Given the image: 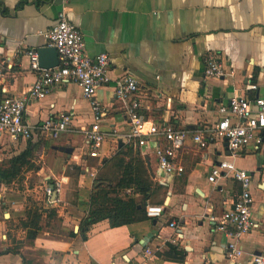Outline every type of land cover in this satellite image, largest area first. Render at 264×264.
<instances>
[{
  "label": "crops",
  "instance_id": "obj_1",
  "mask_svg": "<svg viewBox=\"0 0 264 264\" xmlns=\"http://www.w3.org/2000/svg\"><path fill=\"white\" fill-rule=\"evenodd\" d=\"M61 10L59 0H0V100L26 94L36 81L38 72L25 52L46 46L42 34L57 24ZM65 11L83 35L85 53L109 56L111 81L94 99L105 112L101 128L118 136L106 137L99 157L88 155L84 130L93 121L91 101L73 81L40 100L27 99L24 121L29 125L62 116L70 121L66 131L46 140L0 134L4 168L11 157L30 152L8 185L0 181V264H23V259L26 264H252V256L264 252V141L258 149L246 146L232 156L225 140H210L200 149L191 134L212 127L220 118L218 108L234 94L264 97V0H69ZM208 52L217 54L225 76L204 74ZM125 74L138 81L144 119L188 132L175 158L181 173L158 169L154 149L167 144L161 137L128 150L122 135L129 121L114 96V82ZM252 84L255 90L249 89ZM222 160L251 175L253 226L237 240L241 254L231 260V238L209 219L220 218L241 191L231 176L208 181ZM126 164L145 186L134 182L125 192L136 197L145 192V210L162 207L160 216L116 227L102 220L82 240L75 229L88 213L96 176L120 179ZM32 178L37 181L29 185ZM51 184L60 189L50 204L45 197ZM36 207L55 208L58 225L45 227L49 220L42 215V230L28 238L21 222L28 208ZM18 244L19 254L6 252ZM167 244L179 252L169 251ZM147 247L158 254L146 256Z\"/></svg>",
  "mask_w": 264,
  "mask_h": 264
},
{
  "label": "built area",
  "instance_id": "obj_2",
  "mask_svg": "<svg viewBox=\"0 0 264 264\" xmlns=\"http://www.w3.org/2000/svg\"><path fill=\"white\" fill-rule=\"evenodd\" d=\"M54 1V0H52ZM62 10L59 20L51 29L42 36L46 40V46L55 48L58 55V65L44 69L38 63V50L29 49L25 54L29 57L30 66L38 72L36 81L28 89L27 93L17 97H4L0 100V134L12 139H29L37 135L46 140L55 138L61 132L67 130L70 118L62 116L59 119H46L36 126L24 121L27 99L40 100L51 90L63 82L73 81L82 91L83 96L91 101L93 121L84 130L85 140L89 145L88 155L99 157V151L107 136L118 134L115 130L105 131L101 128V120L105 115L102 106L95 101L96 91L108 84L111 80L108 75L109 56L99 54L90 58L85 53V45L81 31L72 25L65 16V9L69 0H59ZM204 74L208 77L220 78L227 74L223 69L217 54L208 52L204 55ZM114 96L122 105L129 121V130L123 136L127 143L139 148L144 146L149 139L163 138L167 144H157L154 153L157 158L158 169L166 174H178L183 167L175 161L177 151L182 147L188 132L176 129L164 122L156 125L152 121L144 119L140 110L142 108L138 97V81L130 76L123 75L114 82ZM249 89H256L252 84ZM220 118L209 128H199L191 134L193 142L202 149L213 139H222L234 156L238 150L252 145L258 149L264 141V97L253 100L234 94L227 105L218 108ZM221 176H231L240 183L241 191L234 197L230 208L226 209L220 218L210 215V221L216 225V230L225 233L232 241L228 244V258L231 260L241 254L237 246V240L252 229V204L253 198L250 192L251 175L245 170L238 169L233 161L222 160L211 170L208 181L215 183ZM59 185L54 190L46 188L48 203H53L50 197L53 192L59 191ZM162 207H146V215L149 218L160 216ZM170 227L177 229L175 223ZM174 241V240H173ZM157 249L147 247L145 254L154 257ZM209 264V263H206ZM252 264H264V252L252 256Z\"/></svg>",
  "mask_w": 264,
  "mask_h": 264
},
{
  "label": "trees",
  "instance_id": "obj_3",
  "mask_svg": "<svg viewBox=\"0 0 264 264\" xmlns=\"http://www.w3.org/2000/svg\"><path fill=\"white\" fill-rule=\"evenodd\" d=\"M134 148L136 149L137 147L128 143V150L132 151ZM28 157H30V152L27 150L17 156L11 157L8 160L9 167L7 169L0 163L1 183L8 185L19 172L20 167L27 163L26 159ZM129 169H131L130 166L126 164L125 177H121L120 179L118 177L109 178L102 176L99 174L100 172L96 176L89 198L88 213L80 223L78 231L76 232L82 240L86 239V233L91 226L102 220H108L111 227H116L148 219L144 201L147 198V194L142 191L140 192L142 195L136 197L137 194L135 193L125 192V189L130 188L134 182L140 188L145 186L143 185L144 182H141V177L133 176L128 171ZM45 201L48 202L47 196L45 197ZM42 215H45L46 219L49 220L46 222L45 227H51L53 222L59 221L55 208H28L26 211V219L21 222L24 228L29 229L27 233L28 238H34L42 230V226L40 225ZM76 234L73 232L69 233L70 236ZM20 246L21 244H18L16 249H7L6 252L19 254ZM167 247H169V251H174V253L179 252L177 246L174 244H167ZM156 253L158 254V252ZM23 264H26L24 259Z\"/></svg>",
  "mask_w": 264,
  "mask_h": 264
},
{
  "label": "water",
  "instance_id": "obj_4",
  "mask_svg": "<svg viewBox=\"0 0 264 264\" xmlns=\"http://www.w3.org/2000/svg\"><path fill=\"white\" fill-rule=\"evenodd\" d=\"M38 63L41 68L48 69L52 68L58 65V55L53 47L44 46L38 49ZM49 56L50 59L48 60L46 57ZM50 190H54V185L49 186ZM56 197V193L53 192L51 195V200H54ZM75 230H78V227H76Z\"/></svg>",
  "mask_w": 264,
  "mask_h": 264
},
{
  "label": "rangeland",
  "instance_id": "obj_5",
  "mask_svg": "<svg viewBox=\"0 0 264 264\" xmlns=\"http://www.w3.org/2000/svg\"><path fill=\"white\" fill-rule=\"evenodd\" d=\"M31 181H30V183H29V185H31V183H35L37 180L36 179H34V178H32V179H30ZM34 197H32V199H33ZM34 200V199H33ZM57 225H58V223H52L51 224V227H57Z\"/></svg>",
  "mask_w": 264,
  "mask_h": 264
}]
</instances>
